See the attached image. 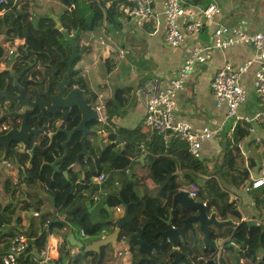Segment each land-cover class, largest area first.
<instances>
[{
	"label": "trees",
	"instance_id": "16d2710c",
	"mask_svg": "<svg viewBox=\"0 0 264 264\" xmlns=\"http://www.w3.org/2000/svg\"><path fill=\"white\" fill-rule=\"evenodd\" d=\"M67 7L60 15L58 21L61 28L69 34L79 29L82 32L93 31L104 24H118V17L124 16L118 10L115 0H61ZM0 58L3 51L18 53L24 61L25 55L31 54L35 59L43 64L50 63L54 67L61 66V59L68 58L71 47L57 28V21L51 17H35L27 12L26 9L18 7V4L0 3ZM107 28H105V32ZM81 34L76 38L77 50L81 54H88L92 49L82 44ZM109 72L114 65L106 64ZM77 82L88 90L85 79L77 76ZM122 93L123 105L128 102V89H119ZM93 100L97 96L89 92ZM111 113V111H108ZM107 123L111 121L107 119ZM116 133L120 135L122 150L115 148L116 144L109 143L99 154L96 160H87V169L84 171V178L77 181L79 172L77 167L68 170L69 182L64 177L56 176L50 180L45 174L37 172V168H30L32 177L26 179L27 184H33L35 180H41L47 186L48 196L35 193H28V198L36 199L35 210L38 213V224L33 221L25 228L20 230L22 219L15 213V208L6 205L0 214V264L1 256L7 249L12 238L19 234H25L29 239L27 250L18 258L17 264H33L35 253H39L46 245L48 236L61 231L65 228L72 232L80 231L82 228L86 234L92 236L98 234L100 230L111 232L112 225H92L86 213L84 200L87 198L85 192H89L92 197L106 198V204L111 208L122 207L129 203L128 211L134 217L135 224L145 226L143 238L148 242L157 241L155 232L164 227L162 222L170 214L173 216V224L181 225V217L171 211L173 195L178 189L189 184L197 187L196 200L204 202L209 212H214L222 220H232L237 222L241 219L240 212L236 208L234 200H231L233 190L244 191L246 185L250 183L249 174L243 167L235 165V160L240 156L239 144L249 136L246 128L236 126L229 133L224 145L220 163L214 172H209L199 158L190 155L187 144L177 138H170L167 141L162 135L149 136L144 131L143 123H139L134 128H116ZM116 136L111 135L110 139ZM249 143H253L250 141ZM140 146L146 148L145 167L146 173L141 180L151 179L157 185L155 195L144 192L138 196L136 187L139 185L134 170L130 168L131 163L139 156ZM71 157L62 169L72 163L76 151L80 144L76 139L72 142ZM120 147V146H118ZM231 164V165H230ZM106 175L105 181L98 187L93 185L92 179L98 173ZM208 175V178L199 175ZM225 181L222 184L221 179ZM179 180H182L180 182ZM232 186L233 189L228 188ZM46 189V188H45ZM146 190V186H144ZM72 190V193H71ZM7 192V191H6ZM256 203L259 213L264 212V188L259 191H250ZM66 195L63 201L62 197ZM52 200H51V198ZM91 197V198H92ZM22 209H30L28 200L19 201ZM1 207V205H0ZM2 212V211H1ZM224 227L225 235L228 238L232 235L231 242L236 244V254L247 264H264V222L258 225H248L245 220H240ZM7 229L3 230V225ZM100 234V233H99ZM121 235L128 236L129 230L123 227ZM99 237V236H98ZM89 238L81 239L86 243ZM9 242L5 244L7 241ZM198 247V246H197ZM189 249V256L183 259L181 264H215L209 260L215 255L208 249L197 248ZM70 245L63 241L58 249L57 258L47 264H109V250L103 249L100 254L87 252L83 256H73L69 252ZM169 248V247H168ZM168 248L165 254L156 255L158 264H170L167 257ZM257 251H262V256L257 260ZM221 264V263H220Z\"/></svg>",
	"mask_w": 264,
	"mask_h": 264
},
{
	"label": "crops",
	"instance_id": "0c3cea01",
	"mask_svg": "<svg viewBox=\"0 0 264 264\" xmlns=\"http://www.w3.org/2000/svg\"><path fill=\"white\" fill-rule=\"evenodd\" d=\"M3 2L9 4L17 3L18 7L26 9L31 15L35 17H51L58 24L60 15L67 7L61 0H4ZM182 2L185 7L191 10L196 18H198V7H205L209 3H215L219 7L220 13L213 22H204L202 29L196 37L187 35L185 43L176 48L166 43L164 37L165 21L163 16L160 15V8L157 2L152 0L151 6L157 13V18L156 20L151 19L146 21L142 27L136 26L133 20L123 13L124 16L118 17V24L110 23L107 26L102 24L101 27L93 31L80 33L82 44L91 48L92 52L81 54L82 57L79 59L76 67L88 81L90 91L97 96L95 100L97 104L103 107V118L111 121L110 125H112V129L115 131L118 127L134 128L139 123H143L145 100L151 94L152 88L156 87L157 89L168 85L169 81L176 76L190 48L196 43L203 45L210 43L213 29L217 24L231 27L240 26L249 32L264 31V0H182ZM2 13L3 11H0V15ZM105 28H107L106 32ZM253 55L254 51L249 46H235L224 51L214 50L210 55L209 63L206 65H197L189 74L183 89L176 94L177 120L188 122L196 130L205 125L215 126L220 129L219 134L214 140L205 142L202 147L199 159L206 166L208 173L211 172L209 169L214 167L216 160L221 157L224 145L231 132V121L224 119L225 107L223 104L218 103L210 90L209 82L211 76L215 70L226 63L238 65L251 59ZM115 59L116 62L114 63ZM119 62L120 64L118 65ZM107 63L110 66L114 65L109 72L117 74L118 76L112 84L113 87L108 85L106 81H103L104 75L109 73L107 71ZM256 69V64H252L249 70L243 75L242 85L246 92V100L239 107L238 113L240 115L249 116L254 111H264V103H262L263 107L259 109L258 106H252L250 108L247 102L249 98V101H252V96L258 100L255 97L252 85ZM122 88L128 89V102L126 105L122 103V97L124 95L120 92L118 93L119 89ZM108 111H111V113ZM108 130L109 127L107 126L106 131ZM248 134L247 139L239 144L240 156L235 160V165L246 169L249 178H258L264 175V125H254L253 131H248ZM250 141H253V143H249ZM115 144L116 147H123L121 141ZM141 155L145 154L142 152L139 153V156L130 165L137 179H139V185L143 184L141 179L147 171L144 161L146 156L139 160ZM74 170L79 172L77 179L79 181L81 176L80 171ZM199 176L208 178V175L204 174ZM223 179H221V182L225 184ZM144 181L146 190L144 189V185H142V194L139 195L138 185L136 187L138 196H142L144 192L155 195L157 185L154 181L151 179ZM179 181L182 182V180ZM33 184L28 185L29 193L40 192L39 190H30ZM40 184L41 188L47 191L44 183L40 182ZM228 188L230 190L233 189L229 185ZM233 192H236V190H233ZM233 192H231V200L235 201L236 208L240 212V220L254 221L256 224L253 225L264 222V212H258L253 199V193L238 191L235 194ZM41 193L46 196L49 195L48 192L41 191ZM85 193L90 194L89 192ZM25 199L34 201L35 204L33 206L34 209L33 207H30L28 210L22 209L19 205L20 211L16 212L15 210L17 216L22 219L21 231H24L32 221L38 224V213L35 210L37 200L33 199V197L28 198V194ZM65 199L66 195H63L62 200L64 201ZM88 199L89 195L84 200V204ZM18 202L19 200L16 198L5 200V204L10 203L11 207H17ZM118 210L117 212L115 211L116 215L113 214L114 220L123 214V208H119ZM35 212L37 215L34 214ZM101 217L103 219L107 218L105 209L101 211ZM217 218L222 220L219 217ZM240 220L237 222L230 221L238 224ZM99 233L92 235L87 242L109 232L101 230ZM72 234L77 240L81 241L83 238L80 231L72 232L70 229L65 228L54 234H50L48 240L49 243L57 245L59 248L63 241H66L70 245L67 238ZM8 242L9 240L5 244ZM198 242V247L201 248L203 246L201 239ZM233 246L236 251V244L233 243ZM125 247L123 245V248L118 251L122 252ZM106 250L110 251L111 248H107ZM79 251L77 247L70 245L69 252L71 255L79 257ZM57 256L58 250L54 254V258H57ZM223 258L226 264L231 263V260L233 264L235 263L234 255L230 251H224ZM240 261L243 262V260ZM129 262L130 258L122 255L120 259L109 264H129ZM220 263L223 264L222 262ZM81 264L87 263L82 260Z\"/></svg>",
	"mask_w": 264,
	"mask_h": 264
},
{
	"label": "water",
	"instance_id": "95a60500",
	"mask_svg": "<svg viewBox=\"0 0 264 264\" xmlns=\"http://www.w3.org/2000/svg\"><path fill=\"white\" fill-rule=\"evenodd\" d=\"M57 28L60 29L64 39L70 44L71 53L67 64L71 69L73 62L81 57L76 43V38L81 31L77 29L75 32L69 34L61 28L60 24H57ZM71 72H74V70H69L65 73L56 84L54 82V91L56 90L54 97L56 101L52 96H44L42 93L38 95L34 91H31L30 93L34 96L31 103L20 101V96H18L15 100L17 106L14 113L0 114V127L5 128L6 125L8 126L7 132L0 135V141H2L0 145L3 146L1 148H4V153L10 154L13 158L12 170L23 168L21 162L24 164V159L31 169L37 168V172L39 173H43L42 171L45 168V174L50 180H54L56 176L60 175L64 177L66 182H69L68 170L71 167H77L81 174L80 178L83 179L85 167L89 165L83 164L81 159L83 157L88 159L92 157L87 145V138L93 135L98 139V143H100L103 136L102 132L90 130L89 126L94 123H104L109 127L107 138L110 139L111 135L116 136L111 143L115 144L121 141L120 135L112 129V125L106 123V121H101L99 118V113L96 110L97 102L95 100L89 101L85 96V90L79 86L70 87L71 80L68 79V76ZM2 99L4 98H0V101ZM27 99L30 100V97H27ZM20 106H25L29 109L18 111L17 109ZM73 110H76V112H73ZM73 113H76V116H73ZM57 115L59 119L53 123V119ZM60 122L67 123L71 127H62ZM51 127L55 131L47 133ZM79 134L81 136L77 142L80 144V147L76 151L72 163L66 169H62L71 157L73 147L70 146L74 141V137ZM18 135H23L24 138L18 137ZM39 135L47 136L50 140L56 136L58 140L60 139L59 147H23L21 151L18 150V147H9L13 143L28 146L32 141L36 142ZM144 156L141 155L139 160L143 159ZM1 160L3 161L4 158L1 157ZM5 177V182H11L13 186L17 184L12 174ZM36 181L41 182V180L37 179L34 183ZM23 187V193L13 190L7 193L6 199L12 200V198H16L22 201L24 198H27L29 189L25 185ZM28 202L31 207L35 204L31 200ZM0 205L5 207L6 205H10V203L5 204L4 200L0 197ZM84 206L92 225H112L114 228L111 232L86 243L77 240L73 234L70 235L67 241L70 245L80 250L79 256H83L87 252L100 254L103 249L114 248L115 243L119 240L121 229L127 227L129 235L125 238L127 248L124 256L130 258L129 264H158L156 255L159 253L165 254L168 247L167 257L170 259L169 263L181 264L183 259L189 256V250L199 245L198 241L200 239L203 243V249H208L215 253L212 259L209 260L210 262L215 264L222 262L226 264L223 252L230 251L234 255L235 264H243L240 262L234 246L228 244V240L232 238V235L228 238L224 237V227L233 224V222L230 220H219L214 212L207 210L205 203L189 198L183 190H178L173 195L171 202V211L181 217V225H174L172 221L173 216L170 214L166 219L162 220L164 227L155 232L158 240L151 242L143 238L145 226L135 224L134 217L128 211L129 203L123 204V214L115 220V213L106 205V198L104 196L100 197L95 203H93L92 198H89ZM103 209L107 212L106 219L101 217ZM3 210L4 208L1 211L3 212ZM15 210L19 212L20 207L17 206ZM34 214L37 215L36 212ZM246 223L248 225L256 224L250 220L246 221ZM182 246H184L183 249H190L182 250ZM63 262L65 263L66 259Z\"/></svg>",
	"mask_w": 264,
	"mask_h": 264
},
{
	"label": "built area",
	"instance_id": "2783aa9c",
	"mask_svg": "<svg viewBox=\"0 0 264 264\" xmlns=\"http://www.w3.org/2000/svg\"><path fill=\"white\" fill-rule=\"evenodd\" d=\"M4 0H0V3ZM118 10L130 17L136 26L142 27L146 21L156 20L157 13L151 6V0H115ZM156 1L160 8V15L165 21V41L171 47H179L185 43L188 36L196 37L204 22H213L219 16L220 10L215 3H209L205 7H198L196 18L191 10L183 4L182 0H152ZM235 46H249L254 55L245 62L232 65L226 63L215 70L211 76L209 87L213 96L225 107L224 119L230 120V131L236 126L253 131L254 125H264V111H254L251 115H240L239 107L246 100V92L242 85L243 75L252 64H256L252 85L258 100L264 103V31L249 32L240 26H224L217 24L213 29L209 44L196 43L185 56L177 74L169 84L162 88L153 87L152 92L145 100V116L143 121L144 131L149 135L159 134L164 140L177 138L187 144L189 153L194 158H200L203 144L213 141L219 134L218 127L211 125L202 126L196 130L191 124L176 119V94L183 89L189 74L197 65L209 63L210 55L214 50H227ZM11 52V51H10ZM9 52V53H10ZM101 121L103 107L96 105ZM258 141V139H257ZM140 151L147 154L146 148L140 146ZM106 175L101 172L92 179V184L100 185L105 181ZM264 188V175L258 178L250 177V183L244 188L245 192L259 191ZM181 190L185 191L189 198L196 199L197 187L189 184ZM94 200L98 197H93ZM119 207L115 208L116 211ZM245 220V219H244ZM82 237L89 238L83 229H80ZM125 236L120 235L118 243H125ZM29 239L25 234H19L12 238L6 251L1 256L2 264H17L18 258L27 250ZM58 246L49 243L47 239L45 247L35 253L33 264H47L55 259L54 254ZM122 255L116 252L117 260ZM115 262V261H114Z\"/></svg>",
	"mask_w": 264,
	"mask_h": 264
},
{
	"label": "flooded vegetation",
	"instance_id": "af4514ba",
	"mask_svg": "<svg viewBox=\"0 0 264 264\" xmlns=\"http://www.w3.org/2000/svg\"><path fill=\"white\" fill-rule=\"evenodd\" d=\"M81 54V53H80ZM27 57V60L24 61V58L20 56L18 53L14 52H7L6 50L3 51L2 57L0 58V98H4L0 101V114H9L14 113V110L17 106V103L15 102L16 98L20 96V101H26L27 103H31L34 99V96L30 93L31 91H34L36 94L40 95L41 93L44 96H48L52 98L56 94V90L54 91V82L55 84L60 81L65 73H67L69 70H74V72H71V74L68 76V79L71 80L70 87L73 86H79L80 88L85 90V96L89 101H94L89 94V84L86 78H84L83 75H81V72L79 69H77L76 65L79 61V59L82 57H79L76 59L71 69L69 68L67 62L69 61L70 55L68 58H62L61 59V66L59 68L54 67L50 63L43 64L35 59V57L31 54L25 55ZM77 76H80L85 79V82L88 86V90L85 89L83 84L77 82ZM27 97H30V100L27 99ZM39 100V99H38ZM54 100L56 101V98L54 97ZM97 105V104H96ZM29 109L28 107H18L19 110H25ZM73 112H76V110H73ZM73 116H76V113H73ZM58 115L53 119V123L58 121ZM75 119V118H74ZM76 120V119H75ZM62 127L66 126L68 128L71 127V125L60 122ZM90 126L98 128L97 131L99 133H103V136L101 138L100 143H98V139L91 135L87 138V145L89 147V150L91 152V162L93 160L95 161L96 158L101 154L105 147L108 146L110 142H113L114 139L107 138V135L109 131L107 132V126L103 125L102 123H94ZM89 126V127H90ZM8 126L6 125L5 128L0 127V135H3L7 132ZM55 129L53 127L49 128L47 133L54 132ZM38 132V131H37ZM46 133V134H47ZM81 134L74 137V140H79ZM18 137L24 138L23 135H18ZM63 139V138H61ZM33 140V139H32ZM2 143V141H0ZM60 143V139L58 140L56 136L52 137L51 140L48 139L47 136L39 135V138L36 142L32 141L28 146H24L22 144L13 143L12 145H9V147H18V150H23V147H56L57 144ZM3 146L0 145V158L3 157L4 160L0 161V197L4 200L7 198V193L17 190L20 193H23V185L28 187L26 179L32 177V172L29 170L30 166L27 164V161L23 159L24 164L21 162V165H23V168L19 170H12L13 167V158L10 154L4 153V148H1ZM8 147V146H6ZM116 149H119V151L122 150V147H116ZM88 158L83 157L81 159L83 164L87 165ZM85 162V163H84ZM89 165V164H88ZM88 167V166H87ZM12 174L14 176V181H16V185L13 186L11 182H5V176ZM7 191V192H6ZM2 208L5 209V207H0V213ZM4 211V210H3ZM247 264V263H244Z\"/></svg>",
	"mask_w": 264,
	"mask_h": 264
},
{
	"label": "rangeland",
	"instance_id": "374dc122",
	"mask_svg": "<svg viewBox=\"0 0 264 264\" xmlns=\"http://www.w3.org/2000/svg\"><path fill=\"white\" fill-rule=\"evenodd\" d=\"M0 41H1V39H0ZM116 62V59L114 60V63ZM120 64V62L118 63V65ZM110 65V64H109ZM120 71V70H119ZM120 73V72H119ZM119 75V74H118ZM116 77H118L117 76V74H113V73H106L105 75H104V77H103V81L105 82H107V84L108 85H110L111 87H113L112 86V84H113V82L116 80ZM255 97L257 98V96H256V94H255ZM252 98V101H249L250 100V98L247 100V102L249 103V106H250V108L252 107V106H258V108L259 109H261L262 107H263V104L261 103V102H259V100H256L255 98H254V96H252L251 97ZM258 99V98H257ZM251 103V104H250ZM89 129L90 130H93V131H95V130H97L98 128H96V127H93V126H90L89 127ZM232 132V131H231ZM56 147H59V144H57V146ZM220 158L219 159H217L216 160V162H215V165H214V167L213 168H211V169H209L211 172H213V170H215L216 168H217V164L218 163H220ZM6 178V177H5ZM141 181H143V184L142 185H144V186H146L145 185V181L144 180H141ZM41 184H40V182H36V183H34L33 185H32V187H31V191H34V190H39L40 192H35V194H34V196H36V194H40V195H44V194H42L41 193V191H43V192H47V191H45L43 188H41V186H40ZM142 185H139V187L137 188L138 189V191H139V195H141L142 194ZM156 190V189H155ZM237 190H236V192H233V193H235V194H237ZM244 192V191H243ZM21 206V203L20 204H18V206ZM13 208H16V207H13ZM31 210H32V208H31ZM115 213V212H114ZM116 215V214H115ZM5 229H7V225L6 224H4L3 225V230H5ZM123 248V245L121 244V243H118V244H116V247L115 248H113V249H111L110 250V253H109V256H110V262L113 260H115V258H116V252L119 250V249H122ZM113 254H112V253ZM256 256H257V260L258 259H260V257L262 256V251H257V253H256ZM112 261V262H113ZM111 262V263H112ZM233 261L231 260V263L229 262V264H233L232 263ZM241 262V261H240ZM242 263H248V262H246L245 260L242 262ZM235 264V263H234Z\"/></svg>",
	"mask_w": 264,
	"mask_h": 264
},
{
	"label": "clouds",
	"instance_id": "9594fccd",
	"mask_svg": "<svg viewBox=\"0 0 264 264\" xmlns=\"http://www.w3.org/2000/svg\"><path fill=\"white\" fill-rule=\"evenodd\" d=\"M106 123H107V118H106ZM103 125H105L104 123H102ZM44 186H45V184H44ZM184 187V186H183ZM182 187V188H183ZM45 188L47 189V186H45ZM182 188H180V189H178V190H181ZM87 195H89V194H87ZM92 196H90L89 195V198H91ZM100 197H98V199H99ZM98 199H96V200H94V198L92 197V200H93V202H96ZM196 200V199H195ZM204 203V202H203ZM119 208H123V207H119ZM113 211L115 212L116 210L115 209H113ZM117 212V211H116ZM82 229V228H81ZM101 231V230H100ZM99 231V232H100ZM104 235V234H103ZM121 235V234H120ZM91 237V236H90ZM89 237V238H90ZM120 237V236H119ZM126 237V236H125ZM84 239V238H83ZM119 241V240H118ZM116 244H118V242H116L115 243V246H116ZM121 244H123V245H125L126 247L124 248V250L122 251V255H124L125 254V250H126V248H127V245H126V241H125V243H121ZM228 244H230V245H233V243L231 242V239H229L228 240ZM115 248V247H114ZM106 250V249H105ZM122 255L118 258V259H120L121 257H122ZM241 260V259H240ZM115 261V260H114ZM244 261V260H243ZM111 263V262H110ZM242 263V262H241ZM244 264V263H243Z\"/></svg>",
	"mask_w": 264,
	"mask_h": 264
}]
</instances>
